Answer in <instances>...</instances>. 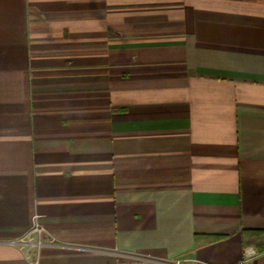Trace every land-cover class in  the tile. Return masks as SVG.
Returning <instances> with one entry per match:
<instances>
[{
	"label": "crops",
	"instance_id": "1",
	"mask_svg": "<svg viewBox=\"0 0 264 264\" xmlns=\"http://www.w3.org/2000/svg\"><path fill=\"white\" fill-rule=\"evenodd\" d=\"M176 260L264 264V0H0V264Z\"/></svg>",
	"mask_w": 264,
	"mask_h": 264
},
{
	"label": "built area",
	"instance_id": "2",
	"mask_svg": "<svg viewBox=\"0 0 264 264\" xmlns=\"http://www.w3.org/2000/svg\"><path fill=\"white\" fill-rule=\"evenodd\" d=\"M35 229H37L38 231H40V228L39 227H34ZM179 263V261L178 260H176L175 261V264H178Z\"/></svg>",
	"mask_w": 264,
	"mask_h": 264
}]
</instances>
